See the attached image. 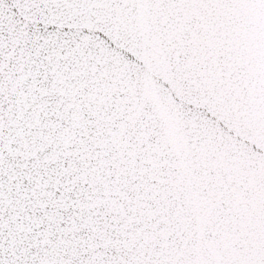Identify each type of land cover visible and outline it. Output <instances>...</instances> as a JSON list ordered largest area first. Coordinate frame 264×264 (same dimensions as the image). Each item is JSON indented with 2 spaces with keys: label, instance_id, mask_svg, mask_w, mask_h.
<instances>
[{
  "label": "snow or ice",
  "instance_id": "obj_1",
  "mask_svg": "<svg viewBox=\"0 0 264 264\" xmlns=\"http://www.w3.org/2000/svg\"><path fill=\"white\" fill-rule=\"evenodd\" d=\"M0 264H264V0H0Z\"/></svg>",
  "mask_w": 264,
  "mask_h": 264
}]
</instances>
